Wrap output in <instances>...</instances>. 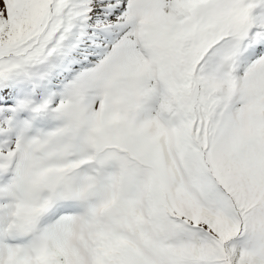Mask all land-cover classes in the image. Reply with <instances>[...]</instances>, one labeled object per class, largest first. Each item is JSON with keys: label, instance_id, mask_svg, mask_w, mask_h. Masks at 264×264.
Instances as JSON below:
<instances>
[{"label": "snow or ice", "instance_id": "1", "mask_svg": "<svg viewBox=\"0 0 264 264\" xmlns=\"http://www.w3.org/2000/svg\"><path fill=\"white\" fill-rule=\"evenodd\" d=\"M0 264H264V0H0Z\"/></svg>", "mask_w": 264, "mask_h": 264}]
</instances>
